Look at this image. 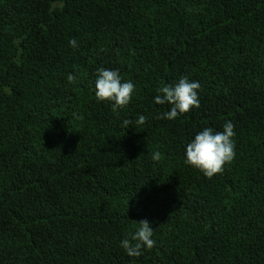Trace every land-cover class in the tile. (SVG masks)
<instances>
[{"label": "trees", "instance_id": "1", "mask_svg": "<svg viewBox=\"0 0 264 264\" xmlns=\"http://www.w3.org/2000/svg\"><path fill=\"white\" fill-rule=\"evenodd\" d=\"M100 68L128 106L97 100ZM182 77L200 107L160 118ZM228 121L209 179L186 146ZM0 264H264V0H0Z\"/></svg>", "mask_w": 264, "mask_h": 264}, {"label": "clouds", "instance_id": "2", "mask_svg": "<svg viewBox=\"0 0 264 264\" xmlns=\"http://www.w3.org/2000/svg\"><path fill=\"white\" fill-rule=\"evenodd\" d=\"M73 48L78 47L77 41H69ZM69 82L76 79L74 74L67 76ZM134 84L125 81L121 82V76L118 70H108L100 68L95 81V96L99 101L114 102V110L121 109L130 103L133 98ZM198 81H190L187 77H182L175 85H167L159 89V94L154 98L157 105H170V110L163 113L160 118L169 120L176 119L180 114L189 112L192 108H199ZM147 121L145 115H139L134 122L124 120L123 124L129 128V125H144ZM234 124L231 121L223 125V131H214L211 127H206L195 135L194 140L186 146V162L203 172L211 179L214 175L222 173L224 165L234 159ZM161 153L156 151L152 154L154 161H159ZM139 228L134 234L130 233V238L121 241V247L126 251L129 257H139L142 255V248L152 249L156 241L152 238L153 227L149 221H138Z\"/></svg>", "mask_w": 264, "mask_h": 264}]
</instances>
